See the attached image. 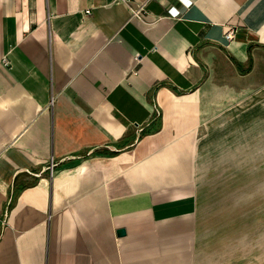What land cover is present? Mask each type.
Segmentation results:
<instances>
[{"label": "crops", "instance_id": "1", "mask_svg": "<svg viewBox=\"0 0 264 264\" xmlns=\"http://www.w3.org/2000/svg\"><path fill=\"white\" fill-rule=\"evenodd\" d=\"M143 3L0 0V264H264L199 183L264 162V0Z\"/></svg>", "mask_w": 264, "mask_h": 264}, {"label": "rangeland", "instance_id": "2", "mask_svg": "<svg viewBox=\"0 0 264 264\" xmlns=\"http://www.w3.org/2000/svg\"><path fill=\"white\" fill-rule=\"evenodd\" d=\"M256 133L257 131L250 130L251 145L246 151L251 153L250 158L257 157L252 155L258 149L252 143L258 138ZM230 149L231 147L219 145L217 152L207 155L208 160L200 163L199 183L203 207L205 206L203 210L208 216H221L222 213L241 212L231 210V207L233 204L234 208H241L236 203L243 202L244 212L249 213L253 221L258 218L264 220V162L230 160L242 157L240 154L243 152L241 147L240 151ZM256 226L252 225L251 231Z\"/></svg>", "mask_w": 264, "mask_h": 264}, {"label": "built area", "instance_id": "3", "mask_svg": "<svg viewBox=\"0 0 264 264\" xmlns=\"http://www.w3.org/2000/svg\"><path fill=\"white\" fill-rule=\"evenodd\" d=\"M117 1L127 4L130 7V9H131V16L132 17H139V18L141 17L142 12L144 11V8H145V5H146L145 3H143V4H138L136 6H132L131 5V0H117ZM86 12L89 13L90 10L87 9ZM234 31H235V29H234V27H232L225 34V37L227 39L233 38ZM4 62L7 63V61H4ZM52 102H53V99H51V102H50V105H49L50 107L52 106ZM54 166H55V163L51 160L50 163L46 167V170L49 171L51 176H52V173H53Z\"/></svg>", "mask_w": 264, "mask_h": 264}, {"label": "water", "instance_id": "4", "mask_svg": "<svg viewBox=\"0 0 264 264\" xmlns=\"http://www.w3.org/2000/svg\"><path fill=\"white\" fill-rule=\"evenodd\" d=\"M117 234L118 235H124L125 234V229L124 228L117 229Z\"/></svg>", "mask_w": 264, "mask_h": 264}]
</instances>
